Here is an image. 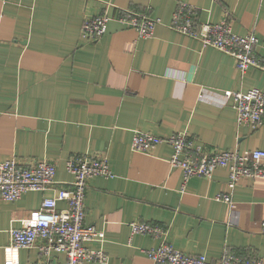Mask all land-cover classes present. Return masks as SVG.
I'll use <instances>...</instances> for the list:
<instances>
[{
  "label": "crops",
  "instance_id": "1",
  "mask_svg": "<svg viewBox=\"0 0 264 264\" xmlns=\"http://www.w3.org/2000/svg\"><path fill=\"white\" fill-rule=\"evenodd\" d=\"M178 1L197 8L201 22L228 16L235 33L254 32L255 51L264 55V0H0V161L55 164L50 188L0 198V264L8 257L18 264L41 259L36 247L10 249L9 229L70 182L66 159L84 153L105 155L113 173L90 177L84 200V223L104 232L84 244L107 254L105 264H151L145 249L159 240L131 234V221L163 226L173 247L209 260L224 248L264 256V177H243L231 187L227 169L217 167L182 187L168 144L149 154L129 147L139 129L159 136L185 131L207 152L264 149V127L237 126L234 107L222 99L224 90L264 92V71L240 75L230 55L167 27ZM104 8L112 17L130 8L161 23L140 37L110 18L95 42L81 38L82 20ZM221 192L231 204L215 197ZM50 259L63 264L64 254L53 250Z\"/></svg>",
  "mask_w": 264,
  "mask_h": 264
},
{
  "label": "built area",
  "instance_id": "2",
  "mask_svg": "<svg viewBox=\"0 0 264 264\" xmlns=\"http://www.w3.org/2000/svg\"><path fill=\"white\" fill-rule=\"evenodd\" d=\"M110 18L133 28L140 37L152 36L155 26L161 23L159 18L130 8H117V14L112 17L104 8L100 13L82 20L79 36L88 42H95L105 33ZM166 26L198 40L202 47H213L230 55L240 75L248 68L264 71V55L255 51L257 36L252 31L235 33L228 16L218 22H201L197 17V8L178 1ZM222 99L234 107L237 126L244 125L252 130L264 127V92L259 88L224 90ZM162 142L171 147L169 164L182 170V187L190 176L209 177L217 167L227 169L231 187L243 177H264V149L241 150L234 147L207 152L203 144L185 131L159 136L135 129L129 147L133 151L149 154ZM65 165L72 175L70 182L55 188L52 197L44 198L38 208L21 220L20 227L9 229L8 247H36L41 259L32 264H52L50 253L53 250L64 254L63 264H82L85 261L105 264L107 254L84 244L85 241L102 240L104 235L103 230L84 223V200L90 177L113 175L107 157L94 153L71 155ZM54 174L55 164L46 158L27 162H21L15 156L5 158L0 161V198L14 201L27 191L48 189L54 182ZM215 197L231 204L229 193L221 192ZM57 201H64L65 207L57 208ZM128 226L131 234H148L159 240L156 245L145 249L151 264H264V256L241 257L227 248L216 260H209L204 254H189L173 247L165 240L166 228L163 226L142 221H131ZM259 226L264 233V220ZM4 264L18 263L8 257Z\"/></svg>",
  "mask_w": 264,
  "mask_h": 264
}]
</instances>
